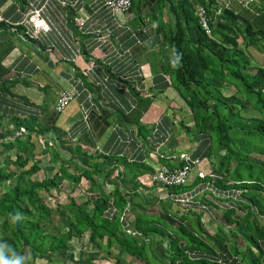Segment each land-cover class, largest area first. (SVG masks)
<instances>
[{
    "label": "trees",
    "instance_id": "obj_1",
    "mask_svg": "<svg viewBox=\"0 0 264 264\" xmlns=\"http://www.w3.org/2000/svg\"><path fill=\"white\" fill-rule=\"evenodd\" d=\"M94 1L104 8L103 1ZM131 1L128 13L141 20L142 8L149 7L146 0ZM148 1L154 7L144 18L152 21L174 55L170 64L161 63L163 86L172 85L185 101L191 123L181 126L195 144L187 153L209 168L207 174L194 175L186 185L163 186L152 182L154 170L141 164L106 155L99 147L73 148L54 125L0 116V262L264 264V28L257 29L259 25L226 5L217 6L216 0ZM241 1L248 5L255 0ZM200 7L209 19L210 34L200 25ZM81 12L70 17L79 30L89 20ZM77 19L84 21L79 25ZM0 24L27 39L18 23L3 18ZM50 32L27 40L38 43ZM73 53L82 55L79 48ZM114 67L104 61L110 76L102 81L104 88L97 86L104 94L110 83L117 89L124 80ZM92 72L79 74L89 90L95 88L89 79ZM126 86L145 102L146 95L135 91L134 83L126 81ZM61 91H72L74 97L62 110L57 99V114L78 93L74 87ZM171 119L166 112L158 123L159 132L163 130L158 142L170 133ZM130 124L138 130L136 142L148 139L138 121ZM34 137L42 151H36ZM177 155L161 158L162 164L175 167ZM145 174L146 183L140 182ZM157 187L163 196L153 192ZM184 193L190 202L180 212L174 204ZM78 242L76 254L73 243ZM161 245L164 251L159 252Z\"/></svg>",
    "mask_w": 264,
    "mask_h": 264
},
{
    "label": "crops",
    "instance_id": "obj_2",
    "mask_svg": "<svg viewBox=\"0 0 264 264\" xmlns=\"http://www.w3.org/2000/svg\"><path fill=\"white\" fill-rule=\"evenodd\" d=\"M75 2L0 0V16L11 23H19L28 8L37 7L42 9L52 29L46 39L37 43L0 26V116L4 119L19 115L36 126L54 125L73 148L88 151L89 147H99L106 155L123 157L128 163L141 164L152 171L162 163L161 158L193 152L195 144L181 126L191 123L190 111L172 85L164 88L161 80V63L170 64L174 55L155 32L152 21L144 18L147 9L153 11L154 5L146 0L149 7L142 8L143 18L139 20L134 13L114 15L94 0ZM216 5H226L249 19L252 25H259L257 29L264 28V0L248 5L241 0H216ZM81 11L89 20L79 30L70 17ZM77 48L82 55L74 57ZM104 61L112 63L124 79L120 78L117 89L110 83L105 94L102 81L109 79L110 74L104 71ZM122 64L126 67L121 69ZM83 71H93L89 79L99 92L83 85L79 77ZM126 81L134 83V90L142 92L140 95H146L145 102L138 101L133 91H128ZM72 87L78 90L75 100L57 114L58 93ZM122 112L127 118L123 119ZM166 112L171 114L175 126H171L164 141L158 142L163 130L160 133L157 125ZM130 121H138L145 127L144 135L148 139L136 142L134 133L138 130ZM21 128L20 133L24 131ZM33 139L36 151H42L39 138ZM145 179L146 174L140 182ZM65 186L69 188L71 184ZM105 187L111 189L112 185L105 182Z\"/></svg>",
    "mask_w": 264,
    "mask_h": 264
},
{
    "label": "built area",
    "instance_id": "obj_3",
    "mask_svg": "<svg viewBox=\"0 0 264 264\" xmlns=\"http://www.w3.org/2000/svg\"><path fill=\"white\" fill-rule=\"evenodd\" d=\"M104 2V7L109 9L114 15L128 13L131 7V0H101ZM250 2L253 0H245ZM198 17L200 25L203 30L210 34V28L208 25V17L205 14V9L203 7L199 8ZM3 18L0 16V21ZM84 19H77L79 25L82 24ZM17 24V23H16ZM13 24V25H16ZM23 27L24 36L29 39H38L40 35L48 33L51 31V25L43 17L41 8L31 7L25 14V17L21 22L18 23ZM74 97V92L72 91H61L59 94L57 109L62 110L68 105V103ZM177 165L173 168L168 167L165 164L159 163L154 168V173L151 177L152 182H157L163 186H173V185H186L188 184L194 175L200 178H204L207 174V170L202 166L201 160L198 158H191L187 152H180L177 155ZM177 202H188L189 196L184 193L177 197ZM0 264H4L0 262Z\"/></svg>",
    "mask_w": 264,
    "mask_h": 264
},
{
    "label": "rangeland",
    "instance_id": "obj_4",
    "mask_svg": "<svg viewBox=\"0 0 264 264\" xmlns=\"http://www.w3.org/2000/svg\"><path fill=\"white\" fill-rule=\"evenodd\" d=\"M253 62V61H252ZM253 65L254 66H257V65H261V64H259L258 62H256V64L253 62ZM187 134V133H186ZM187 136L189 137V135L187 134ZM40 145L38 144V147H39ZM38 149H40V148H38ZM160 150V149H159ZM57 163H59V162H57ZM57 166H58V164L55 166L56 168L55 169H53L52 171H56V169H57ZM205 167H207V166H205ZM206 170H209V168H206ZM154 189V188H153ZM154 190H155V192H157V193H155L154 192ZM153 190V192L155 193V194H161V196H163L162 195V192L160 191V190H158V189H154ZM60 198V200L62 199L63 200V197H59ZM190 202V201H189ZM189 202H185V201H183V202H180V203H177V204H174V208H177V207H179L178 208V211H180V212H182L181 210L183 209V208H185V207H187V205L189 204ZM207 215V214H206ZM206 215H204V223H206V227L208 226V221H207V219H208V216H206ZM84 242H85V240H84ZM84 242H82V243H84ZM73 244H75L74 245V252L76 253V254H78V250H80L79 249V246H80V243L78 242V243H73ZM87 247L89 248V245H87ZM158 250H159V252H162V251H164L163 249H164V247H163V245H161V246H159L158 248H157ZM105 262V263H104ZM106 263H113V261L112 260H107V261H104V260H101V261H99V264H106ZM38 264H45L43 261H39L38 262Z\"/></svg>",
    "mask_w": 264,
    "mask_h": 264
},
{
    "label": "clouds",
    "instance_id": "obj_5",
    "mask_svg": "<svg viewBox=\"0 0 264 264\" xmlns=\"http://www.w3.org/2000/svg\"><path fill=\"white\" fill-rule=\"evenodd\" d=\"M4 264H6V262H4Z\"/></svg>",
    "mask_w": 264,
    "mask_h": 264
},
{
    "label": "bare ground",
    "instance_id": "obj_6",
    "mask_svg": "<svg viewBox=\"0 0 264 264\" xmlns=\"http://www.w3.org/2000/svg\"><path fill=\"white\" fill-rule=\"evenodd\" d=\"M183 210V209H182Z\"/></svg>",
    "mask_w": 264,
    "mask_h": 264
}]
</instances>
